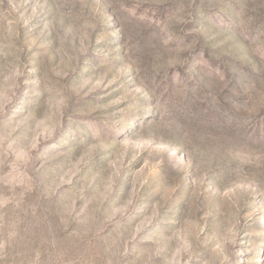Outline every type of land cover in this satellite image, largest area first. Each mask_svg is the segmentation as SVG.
<instances>
[{
  "label": "rangeland",
  "instance_id": "obj_1",
  "mask_svg": "<svg viewBox=\"0 0 264 264\" xmlns=\"http://www.w3.org/2000/svg\"><path fill=\"white\" fill-rule=\"evenodd\" d=\"M0 264H264V0H0Z\"/></svg>",
  "mask_w": 264,
  "mask_h": 264
}]
</instances>
